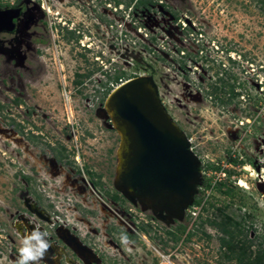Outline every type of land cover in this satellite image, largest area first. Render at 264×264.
<instances>
[{"label":"rangeland","instance_id":"374dc122","mask_svg":"<svg viewBox=\"0 0 264 264\" xmlns=\"http://www.w3.org/2000/svg\"><path fill=\"white\" fill-rule=\"evenodd\" d=\"M58 1L49 4L45 29L34 27L46 41L32 37L41 49L28 52L24 66L11 58L10 38L0 37V264L19 259L23 238L13 225L28 197L51 213L69 209L57 225L73 224L99 257L91 261L70 244L82 264H239L225 256L212 225L222 215L240 225L229 230L251 259L264 254V0H157L141 8L137 0L109 7L94 0L96 9L91 0L87 16L72 0ZM78 26L80 41L70 33ZM110 70L124 81L153 77L191 143L202 183L199 204L181 220H158L115 188L121 139L102 111L109 93L95 92ZM76 197L93 209L85 224ZM50 259L46 253L36 264H55Z\"/></svg>","mask_w":264,"mask_h":264},{"label":"water","instance_id":"95a60500","mask_svg":"<svg viewBox=\"0 0 264 264\" xmlns=\"http://www.w3.org/2000/svg\"><path fill=\"white\" fill-rule=\"evenodd\" d=\"M121 139L115 188L158 220H181L202 183L197 156L162 104L151 76L129 79L103 104Z\"/></svg>","mask_w":264,"mask_h":264},{"label":"flooded vegetation","instance_id":"af4514ba","mask_svg":"<svg viewBox=\"0 0 264 264\" xmlns=\"http://www.w3.org/2000/svg\"><path fill=\"white\" fill-rule=\"evenodd\" d=\"M53 0H0V37H8L10 38V44L13 49L17 50V53H12L11 58H15L17 61L22 60L23 63L26 62L28 59L30 53H36L38 49H41L40 47H35V44L32 42L33 36L40 37L39 42L44 43L46 39L44 40L41 36V33H38L34 27L40 26L41 29H45L46 27V17L48 14L52 13L51 7L49 6L50 2ZM66 0H59L58 2H64ZM86 1V4L82 6V4L78 0H72L69 1L70 4L78 5L79 8L82 9L81 12L84 13V15L87 13L89 14V10L93 12V8L96 9V6H94V0H92V6H91V0H82ZM97 1V0H96ZM109 0H104L102 3L105 6L109 7V3H107ZM139 0L136 1V4ZM157 0H150L147 5H141L137 7H144L148 5H152ZM120 2H117L119 4ZM74 7V5H71ZM91 6V8H90ZM95 12V11H94ZM57 14H59L57 12ZM87 14L85 16H87ZM102 16H99L101 18ZM65 17H62L60 20V24L62 23V19ZM58 19V18H57ZM70 20V19H69ZM175 20H178V16L175 17ZM82 25H84V22H80ZM65 25H68L67 22H64ZM74 25V23H72ZM75 26V25H74ZM80 29L78 26L75 28H71V35L74 36L75 33V39L77 41L81 40V33L77 30ZM30 30H33L32 33H28ZM4 40H0L2 42ZM7 41V40H5ZM16 42L17 45L14 44ZM25 47V48H23ZM10 53V51H7ZM28 52H30L28 54ZM30 69V68H28ZM11 76H14L13 74ZM20 78V77H19ZM13 80V79H12ZM17 101V100H16ZM103 105V104H102ZM59 163L62 164L63 157L58 156ZM75 174L77 172H74ZM26 184L29 185L30 182L34 181V178H31L27 174L25 177ZM120 195V194H119ZM67 196V195H66ZM75 196V195H72ZM115 196V195H114ZM120 196H118V200H115L116 202H120ZM69 202H72V200L67 199ZM74 203L76 205L74 206H82L85 207V217H80L79 221L81 224H85L83 221H85V218L88 216L90 211H93V209H90L87 207L83 202L80 200H77V197L74 200ZM54 203L51 202V204L48 206L50 209L54 208ZM24 206L26 208V211H24L23 215H21L18 220L15 221L14 227L15 230L19 233V235L24 238L26 235H28L32 230L39 229L43 232H51L53 230L54 236L51 238L49 235L47 236L48 243L50 244V248L47 253L51 255V259L54 261L55 264H82L81 260L77 259L74 255L69 254L68 246L71 247L70 244L74 245L76 248L81 247L82 252H84L85 255H87V259L89 260H98L99 257L96 256L95 252L91 251L89 248H87L86 245L82 243L83 235L79 232V230L72 227L73 224L69 226H63V225H57V218H60V215L62 213L65 214L69 213V209H63L59 212V210H55L52 213L49 210H46V208L40 206L38 203L32 200L31 197L24 199ZM60 213V214H59ZM222 213V211H221ZM63 214V215H64ZM224 218L219 222L220 224L214 222L212 225H214L219 232L221 233V238L219 240L220 247L225 250V256L228 258V255L231 254L229 245H233V250L235 251V255L240 251L239 247L246 248V257L251 258L249 254H247L248 247L244 243V240H241L239 242L238 238L234 237V234L225 233L223 231V226L225 222H227L229 216L222 215ZM64 217V216H63ZM65 217L66 214H65ZM232 219V218H231ZM170 222V220L168 219ZM233 224L230 226H234L239 228L240 225H238L237 222L233 221ZM172 224V223H171ZM68 225V224H67ZM86 226V225H85ZM228 226V228L230 227ZM71 227V228H70ZM71 230V231H70ZM93 229H90L87 233L92 235ZM86 234L85 236H88ZM61 236V238H64L65 243L61 240H57L56 236ZM80 237V239L78 237ZM68 242L69 245L66 243ZM50 259V260H51ZM57 259V260H56ZM235 259V258H234ZM233 260V259H231ZM238 261L237 259H235ZM239 263V262H238Z\"/></svg>","mask_w":264,"mask_h":264},{"label":"clouds","instance_id":"9594fccd","mask_svg":"<svg viewBox=\"0 0 264 264\" xmlns=\"http://www.w3.org/2000/svg\"><path fill=\"white\" fill-rule=\"evenodd\" d=\"M47 236V232L39 229H34L26 235L21 241L19 259L16 264H36L37 261L41 260L50 248Z\"/></svg>","mask_w":264,"mask_h":264},{"label":"trees","instance_id":"16d2710c","mask_svg":"<svg viewBox=\"0 0 264 264\" xmlns=\"http://www.w3.org/2000/svg\"><path fill=\"white\" fill-rule=\"evenodd\" d=\"M150 0H139L138 3L136 4V6H141V5H147L148 2ZM79 77H84V76H79ZM86 77V76H85ZM125 80V75L124 76H116L114 78L115 82L116 83H119V80ZM78 84L81 83V81L77 82ZM232 94L234 95V91L233 89L231 90ZM215 169H218V168H215ZM220 186H225L224 184H220ZM226 194H230V190L226 191L225 192ZM113 199L114 200H118V196L115 195L113 196ZM196 204H199V202L197 200L194 201V204L193 206H195ZM231 224H233L232 222V219L231 218H228L227 222H225L224 224V228H223V231L225 233H229V234H232V232L229 230L228 226H230ZM239 225V224H238ZM229 245V249H230V252L231 254L228 255V258L229 259H237L239 264H264V254H261V255H257L254 259H251V258H247L246 257V248L244 247H239L240 251L237 253V255H235V251L233 250V245L231 244H228Z\"/></svg>","mask_w":264,"mask_h":264},{"label":"built area","instance_id":"2783aa9c","mask_svg":"<svg viewBox=\"0 0 264 264\" xmlns=\"http://www.w3.org/2000/svg\"><path fill=\"white\" fill-rule=\"evenodd\" d=\"M114 78L115 77L112 75L111 70H110V72L106 71V73L103 74V80H101V82H99V85L97 87V91H95V92L102 93L103 95L108 94L113 89H115L117 86H119L120 84L125 82L124 80L120 79L119 83H116ZM192 207L195 208L194 206H192Z\"/></svg>","mask_w":264,"mask_h":264},{"label":"bare ground","instance_id":"6f19581e","mask_svg":"<svg viewBox=\"0 0 264 264\" xmlns=\"http://www.w3.org/2000/svg\"><path fill=\"white\" fill-rule=\"evenodd\" d=\"M239 185H240L241 187H244V188L248 189V184L246 183V181H241V182L239 183Z\"/></svg>","mask_w":264,"mask_h":264}]
</instances>
